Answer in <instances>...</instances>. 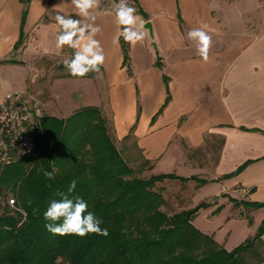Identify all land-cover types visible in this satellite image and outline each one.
Masks as SVG:
<instances>
[{"label": "crops", "instance_id": "0c3cea01", "mask_svg": "<svg viewBox=\"0 0 264 264\" xmlns=\"http://www.w3.org/2000/svg\"><path fill=\"white\" fill-rule=\"evenodd\" d=\"M138 5L154 37L147 30L142 44L129 45L125 65L121 43H112L113 18L101 16L96 38L105 65L100 73L77 78L61 68L72 50L55 47L54 17L73 15L70 0H31L25 20L22 0H0V71L14 70L12 79H22L17 90L38 92L47 116L65 119L83 108L101 109L131 165L149 162L147 176L172 171L204 181L189 180L210 186L213 212L231 207L229 219L240 229L219 239L204 234L232 251L253 239L264 221V209L237 207L230 200L264 203V0H138ZM201 26L213 39L207 62L187 38ZM64 86L75 87L68 94L72 103L64 102ZM160 188L164 197L162 183ZM164 199L170 214L189 210L181 204L175 211ZM259 242L261 260L254 264H264V234Z\"/></svg>", "mask_w": 264, "mask_h": 264}, {"label": "trees", "instance_id": "16d2710c", "mask_svg": "<svg viewBox=\"0 0 264 264\" xmlns=\"http://www.w3.org/2000/svg\"><path fill=\"white\" fill-rule=\"evenodd\" d=\"M30 1L22 0L24 20ZM134 3L138 14L146 17L138 0ZM22 43L23 35L14 50ZM120 43L127 65L129 44L122 38ZM113 133L112 123L97 107L80 109L65 119L46 116L34 150L17 164L0 169V264H254L261 260L256 248L264 221L253 239L225 250L193 225L200 207L175 214L164 209L168 204L160 185L165 180L205 182L172 174L147 176L149 162L131 165ZM53 168L57 171L49 179L44 171ZM73 180L72 196L87 202L88 211L108 229L107 237H61L46 231L43 212ZM10 197L15 198L14 208L9 206ZM230 200L235 206L264 209V203ZM15 208H22L27 217Z\"/></svg>", "mask_w": 264, "mask_h": 264}, {"label": "clouds", "instance_id": "9594fccd", "mask_svg": "<svg viewBox=\"0 0 264 264\" xmlns=\"http://www.w3.org/2000/svg\"><path fill=\"white\" fill-rule=\"evenodd\" d=\"M73 15L57 13L54 17L56 23L55 47L63 50L65 47L72 50L70 59L65 58L63 65L72 77L83 78L89 73H100L106 62L104 47L96 37L102 32L96 20L104 15H110L116 28L112 43L120 45L121 38L130 46L142 44L147 28L146 21L138 14L137 9L130 5L129 0H118L111 4L110 10L101 8V0H70ZM79 17V18H74ZM206 26L192 28L187 33V38L194 42L197 55L202 61L209 60V53L213 46L212 35L205 30ZM37 103H39L37 101ZM43 114L39 108L36 116ZM0 147L7 148L0 141ZM57 169L44 171V175L52 179ZM76 189L73 180L66 192H59V199L51 200L43 212L46 221L45 229L53 236H77L84 238L90 234L107 237L109 231L102 228L103 221L88 211L87 202L79 196H72ZM9 204L15 206L14 199ZM26 218L27 213L22 208H15ZM35 214V210L33 212Z\"/></svg>", "mask_w": 264, "mask_h": 264}, {"label": "rangeland", "instance_id": "374dc122", "mask_svg": "<svg viewBox=\"0 0 264 264\" xmlns=\"http://www.w3.org/2000/svg\"><path fill=\"white\" fill-rule=\"evenodd\" d=\"M113 2H118V0H101L102 8L106 9L108 7H111V4ZM130 5L134 6L136 9V5L134 3V0H129ZM14 70H1L0 71V94L4 97L8 94H14L19 92H26V90H17L18 83L22 79H12L11 75H13L14 72H11ZM24 75H27L26 72L23 73ZM11 79V80H9ZM18 80V81H17ZM7 81V82H4ZM6 85H4V83ZM22 85V83H21ZM75 88V87H74ZM73 87L70 86H64L63 87V96L65 103H72L70 99L68 98V94L71 93V89L75 90ZM32 92V91H31ZM30 92V93H31ZM33 93V92H32ZM38 93V92H37ZM37 93H33L37 97L39 95ZM4 97H0V106L3 104ZM40 98V97H39ZM46 115H49L48 112H46ZM166 170V169H164ZM180 172V171H179ZM172 171H158L154 170L155 176L160 175H171ZM172 175L177 176L178 178H184L185 175H182V173L175 174L173 172ZM162 186L164 187V197L167 198L172 206L171 208L175 211H178L180 209L179 205L183 204L186 209L193 210L196 208H201L200 215L196 217L194 221V226L200 230L202 233H209L214 234L217 239L227 237L230 234V230H234V233H238L240 231L239 226L235 225V219H229L231 207L227 208H221L218 209L217 212L214 211V207L212 206V202L214 198L209 197L210 196V186H199L197 184H193L189 180L182 182L180 180H172L167 179L162 183ZM235 205V204H234ZM242 205H238L237 207H240ZM244 206V205H243ZM248 209H253L246 207ZM232 225V226H231ZM236 233V234H237ZM233 250V249H228Z\"/></svg>", "mask_w": 264, "mask_h": 264}, {"label": "built area", "instance_id": "2783aa9c", "mask_svg": "<svg viewBox=\"0 0 264 264\" xmlns=\"http://www.w3.org/2000/svg\"><path fill=\"white\" fill-rule=\"evenodd\" d=\"M3 101L0 106V141L7 148L0 147V169L17 164L34 150L37 132L47 116L42 100L30 92L8 94ZM37 108L43 114L40 117L36 116ZM12 199L15 200L10 197L9 201Z\"/></svg>", "mask_w": 264, "mask_h": 264}, {"label": "water", "instance_id": "95a60500", "mask_svg": "<svg viewBox=\"0 0 264 264\" xmlns=\"http://www.w3.org/2000/svg\"><path fill=\"white\" fill-rule=\"evenodd\" d=\"M145 27L147 28V30L149 31V34L151 36V38H153V29H152V24L150 22H147Z\"/></svg>", "mask_w": 264, "mask_h": 264}]
</instances>
